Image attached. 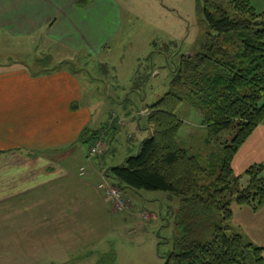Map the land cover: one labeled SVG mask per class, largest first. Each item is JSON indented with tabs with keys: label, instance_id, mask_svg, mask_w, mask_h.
Instances as JSON below:
<instances>
[{
	"label": "rangeland",
	"instance_id": "1",
	"mask_svg": "<svg viewBox=\"0 0 264 264\" xmlns=\"http://www.w3.org/2000/svg\"><path fill=\"white\" fill-rule=\"evenodd\" d=\"M104 2L101 0L99 3ZM250 2L258 13L264 14V0ZM111 3L114 13L118 14L113 25V31H116L97 56L57 47L43 32L28 38L0 34V73L12 72L16 66L27 68L30 73L49 74L52 78L64 75L67 81L79 83L82 99L73 106L79 108L81 105L83 109L90 110L88 141L79 140L75 146L51 152L68 154L73 168L86 164L87 158L90 164L116 166L126 157L137 154L148 125L146 117L139 119V112L168 91L172 72L180 64L182 56L198 51L207 33L211 32L203 11V0H111ZM217 3L230 9L225 0H217ZM144 113L147 115L148 110ZM125 114L136 118L131 121V117L127 119ZM176 115L184 122L177 144L209 168V176L200 179V183H210L222 164L221 144L231 140L234 131L226 130L210 141L198 110L183 103ZM119 121L124 125L118 124ZM96 131H100L97 140L102 139L106 149L101 158H91L89 154L96 142L91 135ZM3 134L13 135L12 132ZM247 180L243 176L242 185H246ZM108 182L112 183L113 179ZM114 187L126 197L129 206L118 210L99 190L115 211L111 224L107 221L108 227L96 230L98 240L86 239L77 249L73 247L75 250L66 257L67 263L163 264L164 257L173 251L180 235L176 221L182 209V196L162 191L126 192L117 184ZM21 204L9 203L0 207V264H63V261L52 258L48 263L37 262L43 259L41 246H33L32 240L27 245L25 230H18L27 220L25 213L18 212ZM238 207L232 203V208ZM22 211L25 212L24 209ZM232 226L229 233L241 234V230ZM244 232L245 237L241 235L246 242H249V236L258 240L252 237L251 231ZM16 236L22 237L18 238L21 245H17ZM41 242L39 239L36 243ZM259 247L263 248L264 257V243ZM31 248L37 252L30 254L28 249ZM248 264H251L250 257Z\"/></svg>",
	"mask_w": 264,
	"mask_h": 264
},
{
	"label": "crops",
	"instance_id": "2",
	"mask_svg": "<svg viewBox=\"0 0 264 264\" xmlns=\"http://www.w3.org/2000/svg\"><path fill=\"white\" fill-rule=\"evenodd\" d=\"M77 1L0 0V34L28 38L43 32L57 47L97 56L113 38L118 14L111 0L101 4V0H94L84 8H78ZM14 68L0 73V207L22 203L18 212L25 213L27 220L18 230H25L27 245L32 240L33 246H41L43 259L37 262L48 263L52 258L68 264L70 251L83 240H98L96 230L108 227L107 221L111 224L115 211L98 184L102 173L112 166L90 164L87 158L86 164L73 168L68 154H52L56 149L75 146L83 131L90 130V110L73 106L82 99L79 83L67 81L64 75L52 78ZM144 110L139 112V119L146 117ZM125 117L131 121L136 118ZM121 122L118 124L123 126ZM144 131L143 140L151 135L148 125ZM7 132L13 135L3 134ZM104 154L105 147L97 156ZM256 164H264V121L239 149L232 167L235 176H243ZM84 166L86 174L80 176L79 169ZM238 208H233L231 226L241 230L244 237V231H251L258 240L249 236V243L262 246L264 205L257 210ZM39 239L41 244L36 243ZM17 245H21L19 240ZM28 251L37 252L32 248Z\"/></svg>",
	"mask_w": 264,
	"mask_h": 264
},
{
	"label": "trees",
	"instance_id": "3",
	"mask_svg": "<svg viewBox=\"0 0 264 264\" xmlns=\"http://www.w3.org/2000/svg\"><path fill=\"white\" fill-rule=\"evenodd\" d=\"M203 0L211 32L192 55L182 56L172 72L168 91L148 108L150 137L137 154L106 174L122 189L162 191L182 196L176 221L180 235L163 264H264L263 248L246 242L231 231L232 203L257 210L264 205V164L249 167L235 176L232 162L243 144L264 121V14L250 0ZM88 0H78L84 8ZM188 103L202 114V124L213 141L226 130L222 164L211 182L209 168L177 144L184 122L177 109ZM100 132V131H99ZM99 132H93L97 140ZM85 129L80 141H88ZM213 176V175H211Z\"/></svg>",
	"mask_w": 264,
	"mask_h": 264
},
{
	"label": "built area",
	"instance_id": "4",
	"mask_svg": "<svg viewBox=\"0 0 264 264\" xmlns=\"http://www.w3.org/2000/svg\"><path fill=\"white\" fill-rule=\"evenodd\" d=\"M104 150V144L102 139L96 140L95 145L90 149V156L94 157L102 153ZM86 174L85 167L79 169V175L84 176ZM104 179L98 184V190L114 203L118 210H122L124 207L129 206L127 204L126 197L120 193L114 186V184L108 182L105 172H103Z\"/></svg>",
	"mask_w": 264,
	"mask_h": 264
}]
</instances>
